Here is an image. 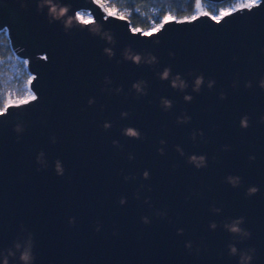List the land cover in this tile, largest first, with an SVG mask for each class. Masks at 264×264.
I'll return each mask as SVG.
<instances>
[{
    "label": "water",
    "instance_id": "95a60500",
    "mask_svg": "<svg viewBox=\"0 0 264 264\" xmlns=\"http://www.w3.org/2000/svg\"><path fill=\"white\" fill-rule=\"evenodd\" d=\"M51 3L0 0L36 97L0 111V261L264 264V0L148 32Z\"/></svg>",
    "mask_w": 264,
    "mask_h": 264
},
{
    "label": "trees",
    "instance_id": "16d2710c",
    "mask_svg": "<svg viewBox=\"0 0 264 264\" xmlns=\"http://www.w3.org/2000/svg\"><path fill=\"white\" fill-rule=\"evenodd\" d=\"M119 6L128 9L126 14L133 27L145 29L151 18L160 21L167 11H171L176 18L189 17L195 13L199 1L215 6L226 5L231 0L209 2L207 0H114ZM152 9L154 12H147ZM153 13V14H152ZM13 52L5 30H0V107L6 100V89L16 83L8 72V64L12 61Z\"/></svg>",
    "mask_w": 264,
    "mask_h": 264
},
{
    "label": "built area",
    "instance_id": "2783aa9c",
    "mask_svg": "<svg viewBox=\"0 0 264 264\" xmlns=\"http://www.w3.org/2000/svg\"><path fill=\"white\" fill-rule=\"evenodd\" d=\"M236 7H239V6H235L234 8ZM195 14L197 13H193L189 17H192ZM116 15H119V14H116ZM120 16L127 17L126 15H120ZM164 18H165L164 16L161 17L160 21H157V19L155 18H151L149 21V26L147 28L145 29H142L140 27H135V28L140 29L145 32L154 30L160 25L161 21ZM183 18H188V17H183ZM12 52H13V58H12V61L8 64V72H9L10 77L14 79L16 83L10 87H7L6 100L3 102L2 107H0V111L4 110L5 107L9 104H18L21 101L26 100L28 97L34 95V92L32 91L29 85L31 75L27 70V66L25 63L26 60L17 56L13 50Z\"/></svg>",
    "mask_w": 264,
    "mask_h": 264
},
{
    "label": "clouds",
    "instance_id": "9594fccd",
    "mask_svg": "<svg viewBox=\"0 0 264 264\" xmlns=\"http://www.w3.org/2000/svg\"><path fill=\"white\" fill-rule=\"evenodd\" d=\"M43 2H44L45 4H48V5H49V13H50L51 15H53V16H63V15L65 14V12L67 11V9L64 8V7L60 8L59 10H57L56 6L53 5V4L51 3V0H43ZM22 6H23V5H22ZM76 16L79 17V14L76 13ZM70 19H71V18H69V20H70ZM109 39H110V37H109ZM105 52H107V53H109V55H111V52H110L109 49H105ZM170 55H171V53H170ZM132 59H133L134 62H138V61L140 60V56H138V55L133 56ZM153 59H154V58H153ZM161 75H162V77L166 78V77L168 76V69H165V70L161 73ZM201 80H202L201 77H197V78L195 79V84H196L197 86H199V84L201 83ZM171 83H172V86H173V87H175L176 84H177L176 80H173ZM211 83H212V82L210 81V84H211ZM181 84H183V81H181ZM259 86H261L262 88H264V80H261V81L259 82ZM133 87H135V88L139 91V85H138V84H134ZM197 90H198V89H197ZM184 98H185L186 100H190V99H191L190 96H185ZM89 103H91V101H89ZM162 103H163V105L166 106V107H167V106H170V101H168V100H166V99H164V100L162 101ZM107 126H108V125L105 124V127H107ZM245 126H246V125H245ZM124 132H125V134L130 135V136H133V137L138 136V132H137L136 130H134V129H131V128L125 129ZM190 159L192 160L193 163L196 164L197 167H199L201 164H203V161H204V158H203L202 156H201V157H195V156H192V157H190ZM197 161H199V163H196ZM57 169H58V170H57V174H58V175H59V174H62V169H60L59 165H57ZM144 175H145V177H146V176H147V172H145ZM250 191H251V192H255L256 189H255V188H252ZM121 203H123V199H121ZM240 219L242 220V218H240ZM212 226L214 227V225H212ZM230 230L233 231V232H239V231H240V229H239L236 225H232L231 228H230ZM230 251L234 254V253L236 252V249H235L234 247H232V248L230 249ZM30 258H31V257H30V253H24V252H21L20 257H19V259L21 260L22 264H29ZM0 264H7V262H6V258H5L3 261H0Z\"/></svg>",
    "mask_w": 264,
    "mask_h": 264
},
{
    "label": "rangeland",
    "instance_id": "374dc122",
    "mask_svg": "<svg viewBox=\"0 0 264 264\" xmlns=\"http://www.w3.org/2000/svg\"><path fill=\"white\" fill-rule=\"evenodd\" d=\"M96 1L108 13H114V14H119V15H126L128 13V9H126L125 7L119 6L117 2L114 0H96ZM251 4H253L251 0H231L230 3L217 7L214 4H207V3H203L199 1L197 3L195 13L205 12V13L210 14L211 16L213 15L219 16L221 12L231 10L235 6L251 5ZM147 12L151 14V12H154V11L152 9H148ZM78 13L80 14L79 18L83 17L82 20H88L91 18V15L88 12V10L82 9V10H79ZM166 16L171 17V18L175 17L171 11H167L164 17Z\"/></svg>",
    "mask_w": 264,
    "mask_h": 264
},
{
    "label": "snow or ice",
    "instance_id": "6c2138e0",
    "mask_svg": "<svg viewBox=\"0 0 264 264\" xmlns=\"http://www.w3.org/2000/svg\"><path fill=\"white\" fill-rule=\"evenodd\" d=\"M251 2H252V3H255V0H251ZM247 6H248V5H242V7H247ZM78 14H79V13H78ZM226 14H228V13L221 12L219 16H217V15H213L211 18H212L213 20L219 21L220 18H221L223 15H226ZM79 16H80V14H79ZM80 18L83 19V17H80ZM196 18H197V17H195V16L192 17V19H196ZM169 19H171V18H170V17H165V18H164V21L167 22ZM87 22H88V21H85V23H87ZM156 30H159V28H157ZM136 31H138V29H133V32H136ZM45 58H46V57H45ZM25 63L27 64L28 61H25ZM29 83H31V80L29 81ZM34 99H36V97H35V95H32V96L28 97L26 100L21 101V103H27L28 100H34ZM6 107H7V106H6ZM5 110H6V108H5ZM0 114H2V113H0Z\"/></svg>",
    "mask_w": 264,
    "mask_h": 264
},
{
    "label": "bare ground",
    "instance_id": "6f19581e",
    "mask_svg": "<svg viewBox=\"0 0 264 264\" xmlns=\"http://www.w3.org/2000/svg\"><path fill=\"white\" fill-rule=\"evenodd\" d=\"M258 0H255V3L257 2Z\"/></svg>",
    "mask_w": 264,
    "mask_h": 264
}]
</instances>
